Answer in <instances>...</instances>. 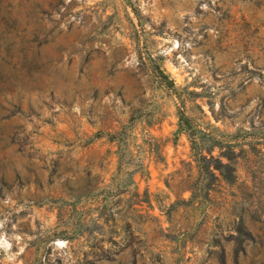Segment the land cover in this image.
<instances>
[{"label": "rangeland", "instance_id": "rangeland-1", "mask_svg": "<svg viewBox=\"0 0 264 264\" xmlns=\"http://www.w3.org/2000/svg\"><path fill=\"white\" fill-rule=\"evenodd\" d=\"M0 264H264V0H0Z\"/></svg>", "mask_w": 264, "mask_h": 264}, {"label": "trees", "instance_id": "trees-1", "mask_svg": "<svg viewBox=\"0 0 264 264\" xmlns=\"http://www.w3.org/2000/svg\"><path fill=\"white\" fill-rule=\"evenodd\" d=\"M157 72H158V74H159L160 76H165V75H166L164 72H162V70H158ZM219 164L222 165L221 162H219ZM237 231H238V232H243V233H244V230L241 229V226H237Z\"/></svg>", "mask_w": 264, "mask_h": 264}]
</instances>
